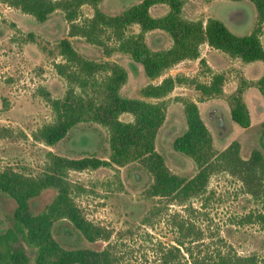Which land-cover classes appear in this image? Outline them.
<instances>
[{"label": "rangeland", "instance_id": "374dc122", "mask_svg": "<svg viewBox=\"0 0 264 264\" xmlns=\"http://www.w3.org/2000/svg\"><path fill=\"white\" fill-rule=\"evenodd\" d=\"M139 1L102 0L98 6L107 14H116ZM235 7L247 12V21L239 26L227 20L228 11ZM167 9L165 4H155L151 6L150 13L152 16H161ZM80 13L82 19L91 16L93 10L89 5H83ZM182 15L203 22L208 17L218 18L232 32L243 35L252 29L256 10L247 0H184ZM67 30L68 23L60 10L52 12L44 21H38L31 14L9 7L0 0V126H8L14 132L13 136L0 139V169L9 166L27 174H38L47 163L48 151L66 157L94 155L108 158V132L97 123L80 122L51 146L32 138L34 130L53 119L51 107L40 95L39 89L43 88L51 97L57 98L64 94L67 86L55 68V64L62 61L57 52V42L67 37ZM138 31L139 27L135 24L127 30L129 33ZM28 32L34 33L32 40L26 36ZM143 36L153 50L172 45L170 34L164 30L146 31ZM69 39L75 49L88 59L110 60L122 65L127 71V79L120 93L127 97H140L139 89L142 86L158 83L168 75L209 82L214 73L224 74L220 95L200 100L199 91L185 82L176 84L163 98L166 102V117L157 131L155 148L163 155L167 167L173 173L189 178L196 172L194 161L175 151L172 146L173 139L186 127L182 98L193 100L199 105L200 115L211 133L215 150L219 151L235 140L239 142V153L244 159L249 157L254 148L264 153L260 142L264 133L261 125L264 121V99L258 94L256 86L261 76L256 79L260 64L247 68L238 62L222 68L217 62L215 66L219 71L214 72L198 55V59H185L167 68L152 82L144 73L142 65L133 61L128 54L112 50L107 55L101 47L86 42L82 37L73 36ZM110 44L114 47L113 42L110 41ZM233 73L234 77L231 78L230 74ZM244 75H248L249 79ZM239 86L250 110L248 127L239 126L228 115L227 97ZM120 119L132 121L133 117L129 113H122ZM67 179L82 188L79 191L72 189L71 195L83 215L94 223L112 229V234L108 241L97 239L90 242L69 221L57 220L53 224L52 234L63 247L100 250L110 242L114 245L119 264H153L159 252L171 245L178 246L180 251L171 264H191L186 247L196 253L199 249L214 251L221 246L223 249V245L228 244L239 255L254 254L259 259L264 258V230L257 222H244L248 213L260 209V202L246 191L237 177L226 171L212 173L204 191L182 201L146 195L151 176L138 161L123 166L70 170ZM55 194V189L45 188L30 200L31 210L40 212ZM14 208V200L0 192V233L11 226ZM180 222L189 231L183 237V245H178L176 240L183 236L178 229ZM18 243L23 244L20 240ZM23 246L29 257L27 264H34L35 249L25 244Z\"/></svg>", "mask_w": 264, "mask_h": 264}, {"label": "trees", "instance_id": "16d2710c", "mask_svg": "<svg viewBox=\"0 0 264 264\" xmlns=\"http://www.w3.org/2000/svg\"><path fill=\"white\" fill-rule=\"evenodd\" d=\"M6 5L31 14L44 21L54 11L63 12L68 23L67 37L57 42V52L62 61L55 64L57 73L66 83L61 97H51L48 91L39 89L40 95L50 105L53 119L32 132V138L45 145H53L80 122L97 123L108 132L109 155L102 159L94 155L66 157L47 152V163L38 174H27L12 167L0 169V192L15 202L13 221L0 233V264H27L29 257L23 246L35 249L34 264H119V258L110 242L100 250L88 247L66 248L53 236L52 227L57 220H67L87 241H108L112 229L88 220L75 203L72 189L82 190L67 179L70 170L81 171L101 166H123L138 161L151 176L145 190L148 196L169 197L179 201L205 190L212 173L223 170L237 177L246 191L260 202V209L248 213L244 222H257L264 230V153L254 148L248 158L239 153V142L232 141L217 151L209 129L203 121L196 102L182 98L186 127L172 142L175 151L190 157L196 164V172L186 178L173 173L165 159L155 148V138L166 117L163 99L176 84L189 83L205 97L222 94L224 74L214 73L209 82L186 76H165L158 83H147L139 89L140 97H127L120 93L127 79L126 69L110 60H93L80 54L69 37L79 36L90 44L101 47L105 54L112 50L126 53L142 65L150 79L159 77L164 70L199 55V45L206 42L231 57L243 62L262 61L264 46L260 35L264 24V0L250 1L256 10L252 29L247 34L232 32L220 19L208 17L192 20L182 15L184 0H140L116 14H107L98 4L102 0H2ZM242 1V0H232ZM167 5L161 16H152L151 6ZM89 5L91 16L80 18L81 7ZM138 25L137 33L127 30ZM160 29L168 32L172 45L153 50L144 40V32ZM31 40L34 33L26 34ZM113 42L114 47L110 44ZM243 84L245 80L242 81ZM264 99V70L256 81ZM242 87L228 95L229 118L241 127L250 125V114L242 98ZM122 113L132 115V121L120 119ZM264 128V121H262ZM14 135L8 126H0V139ZM263 147V146H262ZM264 148V147H263ZM53 188L56 194L40 212L34 213L30 200L45 188ZM186 228V230H184ZM183 245L188 228L178 224ZM18 240L23 244H19ZM214 251L199 249L193 253L186 247L191 264H264V258L254 254L239 255L230 244ZM180 254L179 247L171 245L159 252L153 264H171Z\"/></svg>", "mask_w": 264, "mask_h": 264}, {"label": "crops", "instance_id": "0c3cea01", "mask_svg": "<svg viewBox=\"0 0 264 264\" xmlns=\"http://www.w3.org/2000/svg\"><path fill=\"white\" fill-rule=\"evenodd\" d=\"M10 7V6H9ZM247 20H245V21H243V22H239V23H234L233 25L234 26H239V25H242V24H244L245 22H246ZM224 23V22H223ZM225 24V23H224ZM226 25V24H225ZM227 26V25H226ZM228 27V26H227ZM18 28V27H17ZM264 33V32H263ZM263 35L264 34H262L261 36H260V40H261V43H262V45L264 46V42L262 41V37H263ZM199 59L201 58V59H203L204 61H205V63L207 64V66L211 69V70H213L214 72H218L219 70L216 68V63L218 62V63H220L221 65H222V68H228L229 66H231L232 65V63H237L238 64V62H240V63H242L243 64V66H246L247 68L249 67H251V66H255L254 64H256V63H258V64H260V67L258 68L259 69V71H258V75L256 76V79L263 73V66L264 65H262V63L260 62V61H252V62H242L241 60H239L238 58H231V57H229V55H227L226 53H224V52H222V51H220V50H218V49H215V48H213V47H211V46H209L206 42H204V43H202L201 45H200V48H199V57H198ZM198 58H196V59H198ZM181 62H183V61H181ZM257 66V65H256ZM259 66V65H258ZM262 66V67H261ZM214 72H212V73H214ZM237 73V72H236ZM236 73H235V75H236ZM227 75V74H226ZM245 76V78H248L249 79V77H247L246 75H244ZM230 77L231 78H233L234 77V73H233V75L232 74H230ZM152 82H154L153 81V79L151 80ZM232 90V89H231ZM224 91H225V88H224ZM258 94H260L259 93V91H258ZM244 100H245V98H244ZM246 105H247V103H246ZM199 106V105H198ZM247 108H248V110H249V107L247 106ZM249 114H250V110H249ZM229 115V114H228ZM230 119V118H229ZM231 120V119H230Z\"/></svg>", "mask_w": 264, "mask_h": 264}, {"label": "water", "instance_id": "95a60500", "mask_svg": "<svg viewBox=\"0 0 264 264\" xmlns=\"http://www.w3.org/2000/svg\"><path fill=\"white\" fill-rule=\"evenodd\" d=\"M247 19V12L243 8L235 7L228 11L227 20L232 23H239ZM261 145L264 147V133L260 139Z\"/></svg>", "mask_w": 264, "mask_h": 264}]
</instances>
